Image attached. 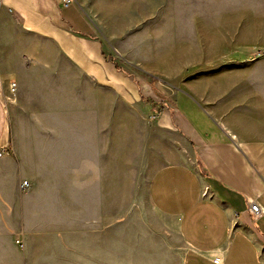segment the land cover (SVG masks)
Masks as SVG:
<instances>
[{
  "label": "crops",
  "instance_id": "obj_1",
  "mask_svg": "<svg viewBox=\"0 0 264 264\" xmlns=\"http://www.w3.org/2000/svg\"><path fill=\"white\" fill-rule=\"evenodd\" d=\"M96 37L75 2L0 0V264H117L115 201L100 177V153L72 143L101 137L68 130L67 94L54 116H28L27 131L12 127L3 99L24 65H48L53 51L83 82L87 108L92 93L107 99L108 113L117 98L143 104L158 129L188 146L147 184L157 257L149 258L148 224L139 217L129 220V241L124 229L123 264H264V132L238 110L221 116L175 97L169 105L154 83L118 69ZM250 201L262 211L257 220Z\"/></svg>",
  "mask_w": 264,
  "mask_h": 264
},
{
  "label": "rangeland",
  "instance_id": "obj_2",
  "mask_svg": "<svg viewBox=\"0 0 264 264\" xmlns=\"http://www.w3.org/2000/svg\"><path fill=\"white\" fill-rule=\"evenodd\" d=\"M74 2L92 20L109 60L132 77L154 83L159 93L170 96L169 105L177 102L175 97L221 116L238 110L264 132V0ZM51 55L48 65H24L23 77L10 81L15 92H3L12 127L27 131L33 127L28 116H54L67 94L68 130L101 137L92 134L94 139L72 143L100 153V177L115 201L117 264L124 263V229L129 241V220L139 217L147 220L149 258L155 259L161 240L151 227L157 217L147 200V184L172 152L180 158L189 154L186 141L158 129L143 104L126 106L117 98L114 111L110 100L108 113L107 99L92 93L96 100L87 108L83 82L63 57L55 51ZM31 67L35 70L27 73Z\"/></svg>",
  "mask_w": 264,
  "mask_h": 264
},
{
  "label": "built area",
  "instance_id": "obj_3",
  "mask_svg": "<svg viewBox=\"0 0 264 264\" xmlns=\"http://www.w3.org/2000/svg\"><path fill=\"white\" fill-rule=\"evenodd\" d=\"M64 4L65 5L74 4V0H64ZM15 90H16V84L14 82L10 83L9 92L11 94H13L15 92ZM26 186H27V181H23L21 183V187H26ZM249 206H250L249 211L251 212L253 219L257 220L262 214V211H261L259 205L255 201H250ZM14 243L17 245V247H19L21 249L23 248V243H22L20 238L16 237L14 240Z\"/></svg>",
  "mask_w": 264,
  "mask_h": 264
}]
</instances>
